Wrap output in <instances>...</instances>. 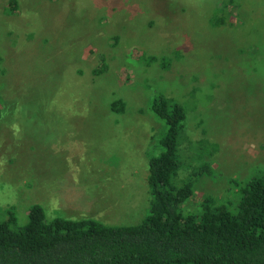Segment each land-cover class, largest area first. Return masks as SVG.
Returning a JSON list of instances; mask_svg holds the SVG:
<instances>
[{
    "label": "rangeland",
    "instance_id": "1",
    "mask_svg": "<svg viewBox=\"0 0 264 264\" xmlns=\"http://www.w3.org/2000/svg\"><path fill=\"white\" fill-rule=\"evenodd\" d=\"M228 1L0 0V223L11 210L24 226L34 205L47 221L141 223L157 96L186 115L177 181L210 167L189 209L264 172V0L209 21Z\"/></svg>",
    "mask_w": 264,
    "mask_h": 264
},
{
    "label": "trees",
    "instance_id": "2",
    "mask_svg": "<svg viewBox=\"0 0 264 264\" xmlns=\"http://www.w3.org/2000/svg\"><path fill=\"white\" fill-rule=\"evenodd\" d=\"M12 3L15 9L16 0ZM228 3L234 2L215 7L209 21L224 24L230 18ZM227 25L233 27L229 21ZM111 110L122 112L121 100L113 101ZM150 111L165 131L159 155L148 163L150 204L142 222L47 221L44 210L34 205L27 223L16 227L9 210L0 223V264H264V172L230 181L229 197L206 196L189 209L194 183L210 167L201 166L177 181L184 108L157 96Z\"/></svg>",
    "mask_w": 264,
    "mask_h": 264
}]
</instances>
